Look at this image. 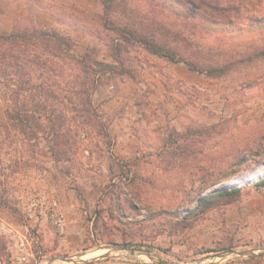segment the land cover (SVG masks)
<instances>
[{
  "label": "rangeland",
  "instance_id": "374dc122",
  "mask_svg": "<svg viewBox=\"0 0 264 264\" xmlns=\"http://www.w3.org/2000/svg\"><path fill=\"white\" fill-rule=\"evenodd\" d=\"M141 1L117 0L112 19L138 21ZM73 7L65 17L87 20L91 31L64 22L59 30L73 39L74 51L112 61L114 33L92 19L93 7ZM171 8L180 10L178 3ZM253 9L263 17L264 1ZM165 16L171 28L188 20L173 12ZM251 22L244 15L235 25L204 21L200 34L181 26L191 40L182 50L203 67L257 53L264 49V22ZM125 55L135 78L103 77L92 97L99 117L91 124L82 123L63 90L71 80L68 70L64 76L48 73L46 82L35 79L36 86H51L49 107L68 116L73 151L69 161L57 162L44 141L15 133L17 165L4 181L11 207H0V264H62L61 258L91 260L107 252L114 263L105 264H264V151L244 152L241 162L236 153L251 128L263 126L264 55L222 77L191 71L138 44ZM10 84L0 80L3 108L10 105ZM39 93L22 92L20 105L34 109ZM223 122L230 129L203 137L204 144L187 136ZM183 147L202 154L194 157ZM222 187L241 191L229 204L189 215L201 197Z\"/></svg>",
  "mask_w": 264,
  "mask_h": 264
},
{
  "label": "trees",
  "instance_id": "16d2710c",
  "mask_svg": "<svg viewBox=\"0 0 264 264\" xmlns=\"http://www.w3.org/2000/svg\"><path fill=\"white\" fill-rule=\"evenodd\" d=\"M31 1L38 7H43L40 1ZM263 1L227 0L226 3H222L220 0H142L141 15L138 21L116 22L112 19L111 13L117 0H97V9L89 13L92 19L101 22L105 30L115 35L108 44L112 51V61L93 57L88 50L83 54H77L74 51L73 39L68 34L58 29L44 28L40 19L34 15L27 14L18 20L11 32H0V80L11 83L9 107L3 108L0 104V207H11L4 181L7 179V170L15 171L17 165V159L13 155L16 132L23 134L29 141L38 140V143L40 140L44 141V146L54 161H69L70 153L73 151L74 143L68 125L69 118L63 111H56V108L49 107V99L52 95L51 86H36L34 82L38 76L42 81L44 79L48 81L51 79L46 77L48 73L57 70L55 72L57 76H64L65 70H68L67 75L71 80L63 90L70 93V100L73 99L70 101L71 108L75 107V111L82 118V123L91 124L99 117L93 107L92 97L103 77L113 74L117 77L135 78L133 69L127 65L129 58L125 55L135 44L142 45L152 55L165 58L173 63L183 62L191 71L205 72L209 76L222 77L234 70L245 69L246 65L264 55V49L252 55L238 53L235 54V59L228 63L203 67L188 53L183 52L184 46L191 47V40L181 26L188 28L189 33L200 34L205 29V25H202L204 21L212 24L235 25V19L244 15L253 24L262 23L264 16L261 17L252 12L256 11L253 8ZM8 3L9 0H0V12L4 11ZM174 3L180 6L179 11L171 8ZM247 6L251 9H247L243 14L242 9ZM70 10L68 9L69 13ZM167 12H173L188 20L179 23L176 28H171L165 16ZM71 18L63 19L67 24L70 23L76 28L81 27L86 33L91 32L87 20H78L72 15ZM191 20L194 21L191 22ZM170 21L174 23L171 18ZM198 45V48L202 49V45L199 43ZM55 63H58L59 68L55 66ZM246 79L248 78H245V81ZM36 89L40 90V102L35 101V110L28 108L26 104L22 107L20 105L22 92L26 95ZM259 122H263V126L254 125L243 143L237 148L236 153L241 155L238 158L240 162L245 159L244 152L251 154L253 149L264 151V118ZM226 124L223 122L213 126H199L194 128V131H189L187 136L195 138L197 143L204 144L203 137L212 139L215 135L224 133V129H230ZM182 151L194 157L202 154V151L195 150V148L190 150L183 147ZM200 170L206 171L207 168L203 165ZM231 172L233 173V170L226 173L227 178H230ZM217 182L219 180L212 181V187ZM259 185H264V178L259 180ZM208 187L211 186L207 185L203 188L208 189ZM240 191L238 187H222L207 194L199 199L197 206L189 212V215L196 213V217H199L211 208L229 204L232 197L240 194Z\"/></svg>",
  "mask_w": 264,
  "mask_h": 264
},
{
  "label": "crops",
  "instance_id": "0c3cea01",
  "mask_svg": "<svg viewBox=\"0 0 264 264\" xmlns=\"http://www.w3.org/2000/svg\"><path fill=\"white\" fill-rule=\"evenodd\" d=\"M43 5V7H38L31 0H9L8 5L5 7L3 12H0V30L11 32L15 23L23 18L25 15H35L40 19L41 24L44 28L47 29H61L63 24H65L64 19L66 15H69L68 9H71L73 6H78L84 9H87L89 6L93 7L95 10L98 7L97 2L87 3L84 0H38ZM82 4V6H81ZM88 5V6H87ZM90 9V8H88ZM91 9V10H92ZM106 61H110V58ZM181 70H185L181 68ZM180 71V70H179ZM183 79H187L188 74L180 71ZM124 87H130L131 83L126 81ZM114 263L113 258H105L96 260L92 263L87 264H105V263ZM130 264V263H129Z\"/></svg>",
  "mask_w": 264,
  "mask_h": 264
},
{
  "label": "water",
  "instance_id": "95a60500",
  "mask_svg": "<svg viewBox=\"0 0 264 264\" xmlns=\"http://www.w3.org/2000/svg\"><path fill=\"white\" fill-rule=\"evenodd\" d=\"M134 251H132L131 254H134L133 253ZM111 252H107L105 254H102V255H99L91 260H79V259H76V258H71V257H65V258H61V261H67L68 263H82V264H87V263H91V262H94L96 260H100V259H105V258H112L113 256H111ZM155 262L159 263V264H170L166 261H159V260H155ZM48 264H53V261L49 262Z\"/></svg>",
  "mask_w": 264,
  "mask_h": 264
},
{
  "label": "bare ground",
  "instance_id": "6f19581e",
  "mask_svg": "<svg viewBox=\"0 0 264 264\" xmlns=\"http://www.w3.org/2000/svg\"><path fill=\"white\" fill-rule=\"evenodd\" d=\"M104 252V251H101V253ZM99 253V254H101ZM143 255V254H142ZM139 256V255H138ZM61 262V261H60ZM57 264V263H56ZM62 264H71V263H68L67 261H63Z\"/></svg>",
  "mask_w": 264,
  "mask_h": 264
}]
</instances>
